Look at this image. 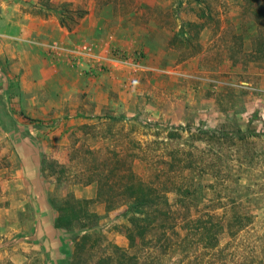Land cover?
<instances>
[{"label":"rangeland","instance_id":"374dc122","mask_svg":"<svg viewBox=\"0 0 264 264\" xmlns=\"http://www.w3.org/2000/svg\"><path fill=\"white\" fill-rule=\"evenodd\" d=\"M262 12L245 0H0V264H71L79 230L55 229L51 201L95 199L88 179L115 158L154 187H190L193 219L238 211L252 223L217 251L180 229L132 249L126 206L92 204L90 264L111 245L141 264H264ZM188 22L204 25L203 51L183 60L170 42ZM239 129L259 136L198 139Z\"/></svg>","mask_w":264,"mask_h":264},{"label":"trees","instance_id":"16d2710c","mask_svg":"<svg viewBox=\"0 0 264 264\" xmlns=\"http://www.w3.org/2000/svg\"><path fill=\"white\" fill-rule=\"evenodd\" d=\"M245 2L251 7L252 14L255 16H259V13L264 11V0H245ZM59 14L61 25L72 30L73 28L68 25L62 13ZM75 14L78 15V19H83L87 11H78ZM199 17L205 18V14H199ZM262 19H264V15ZM71 21L75 20L71 18ZM255 21L261 22L262 20L255 19ZM77 24L74 22V25ZM203 28V24L196 22L184 23L181 31L171 40V46H181L184 50L183 60L202 53L203 46L199 40ZM259 33L252 54L261 60L260 63H263L264 32ZM258 136L257 132L239 129L236 132L225 134L218 131H203L198 139L210 143H213L215 139L244 142ZM180 151L185 156L181 160V165L185 169L193 168V162H189V154L185 150ZM52 164L49 163L46 166V162H44V171ZM93 183H98L97 195L93 200L77 199L70 196L62 204L51 201L57 213L54 222L55 229L66 232L79 230V235L73 238L75 251L71 264H90L93 243L99 241L97 232L102 217L90 210L92 204H105L108 213L121 206H126L125 217L131 224V227L126 229V236L132 249L137 248L140 242L145 244L157 232L167 238H170L171 235L179 237L178 229H180L187 231L186 239H195L196 236H199L197 242L202 245V249L217 251L221 245V237L225 232L236 236L252 223L251 216L240 214L238 211L233 213L231 219L226 218L227 215L221 217L210 212L193 219L190 187L176 185L173 188H167L165 186V190L154 187L144 182L133 171L126 159L115 158L111 166H107L105 170L96 169L88 179L87 185ZM171 193L176 194L174 202H171L169 198ZM111 247V254L95 264H141L137 255H129L116 245H111Z\"/></svg>","mask_w":264,"mask_h":264}]
</instances>
